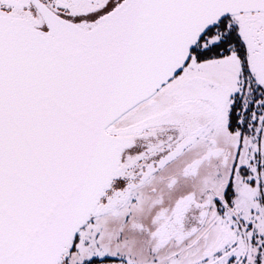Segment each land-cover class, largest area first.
Wrapping results in <instances>:
<instances>
[{"label":"snow or ice","instance_id":"snow-or-ice-1","mask_svg":"<svg viewBox=\"0 0 264 264\" xmlns=\"http://www.w3.org/2000/svg\"><path fill=\"white\" fill-rule=\"evenodd\" d=\"M0 264H264V0H0Z\"/></svg>","mask_w":264,"mask_h":264}]
</instances>
